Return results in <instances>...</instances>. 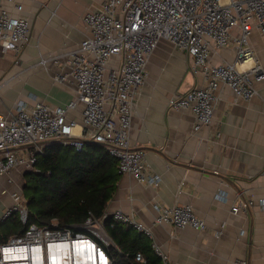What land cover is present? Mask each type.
Wrapping results in <instances>:
<instances>
[{"label":"built area","instance_id":"1","mask_svg":"<svg viewBox=\"0 0 264 264\" xmlns=\"http://www.w3.org/2000/svg\"><path fill=\"white\" fill-rule=\"evenodd\" d=\"M12 10L0 11V47L19 51L29 40L31 24L21 0H9ZM87 38L65 54L68 70L55 76L60 83L75 85L76 97L66 107L42 102L28 106L19 102L10 117L0 115V178L16 169L35 171L37 155L50 142L74 146L81 151L94 141L105 146L115 159L121 175L146 186L159 188L161 175L146 161V151L134 149L130 139L136 100L148 78V63L162 40L171 41L191 58V72L203 78V85L185 96H173L169 106L186 110L195 118L194 132L209 127L228 88L235 102L250 101L259 95L256 84L264 80V69L251 45L258 30L264 38V0H108L83 17ZM233 47L235 60L213 64L211 56ZM119 64L109 67L112 60ZM82 105L81 125L69 118ZM81 126L79 137L75 128ZM12 182V180H10ZM13 204L0 224L11 217L25 226L22 233L0 242V264H113L107 250L111 245L96 228L103 225L91 216L76 231L72 226L30 223L28 202L20 190L10 193ZM223 194H220V197ZM264 205V199L261 201ZM253 197L237 202L234 214L247 213ZM157 225L204 231L206 220L191 205L172 207L154 203ZM112 224L131 226L151 240L163 264H170L168 253L159 245L152 227L134 214L116 211ZM101 241V242H100ZM145 263L142 253L136 255Z\"/></svg>","mask_w":264,"mask_h":264},{"label":"crops","instance_id":"2","mask_svg":"<svg viewBox=\"0 0 264 264\" xmlns=\"http://www.w3.org/2000/svg\"><path fill=\"white\" fill-rule=\"evenodd\" d=\"M107 1L21 0L31 30L19 51L4 52L0 47L1 116H12L19 102L30 107L37 102L52 107L70 104L77 94L75 85L56 82L55 76L68 70L65 54L88 36L85 14ZM2 9L12 10L9 0H0ZM250 41L264 69V38L254 30ZM235 57L231 46L214 52L211 62H231ZM118 64L114 59L109 67ZM191 65V58L169 40H162L149 60L130 139L134 149L146 151L147 163L162 181L154 188L121 175L107 216L121 210L152 227L170 264H264V80L256 84L259 95L250 101L235 102L232 92L222 88L212 124L194 132L193 115L169 106L171 97L185 96L203 85V78L191 72ZM83 109L80 105L69 114L78 125ZM75 133L81 137V126ZM249 197L255 200L249 211L234 214L233 206ZM156 202L168 207L193 206L206 220V230L157 225ZM12 204L10 196L0 220ZM101 221L105 226V220Z\"/></svg>","mask_w":264,"mask_h":264},{"label":"trees","instance_id":"3","mask_svg":"<svg viewBox=\"0 0 264 264\" xmlns=\"http://www.w3.org/2000/svg\"><path fill=\"white\" fill-rule=\"evenodd\" d=\"M35 169L27 173L23 191L30 223L50 226L55 220L59 226L89 233L79 227L91 216L98 221L107 218V207L121 174L105 146L86 142L79 151L71 145L51 143L37 155ZM111 221L106 219L104 227L115 244L106 247L113 264H162L151 243L141 234ZM24 229L19 219H15L14 226L0 234V242ZM138 253L143 254L145 263L137 261Z\"/></svg>","mask_w":264,"mask_h":264},{"label":"rangeland","instance_id":"4","mask_svg":"<svg viewBox=\"0 0 264 264\" xmlns=\"http://www.w3.org/2000/svg\"><path fill=\"white\" fill-rule=\"evenodd\" d=\"M32 170H26L24 168L16 169L8 177L4 176L0 178V211L5 205L6 201L10 198V193L15 190L24 191V186L26 184V175ZM12 180V182H10ZM24 194V193H23ZM15 216L11 217L7 222L0 224V234L4 231L9 230L14 226ZM96 228H99L100 232L105 238H108L106 229L101 224H96Z\"/></svg>","mask_w":264,"mask_h":264},{"label":"water","instance_id":"5","mask_svg":"<svg viewBox=\"0 0 264 264\" xmlns=\"http://www.w3.org/2000/svg\"><path fill=\"white\" fill-rule=\"evenodd\" d=\"M51 143H55V142H50L49 144H51ZM91 143H93V144H98V143H96V142H94V141H92ZM32 172H34V171H32ZM111 218H112V216H107L106 219H111ZM106 219H105L104 223H106Z\"/></svg>","mask_w":264,"mask_h":264}]
</instances>
